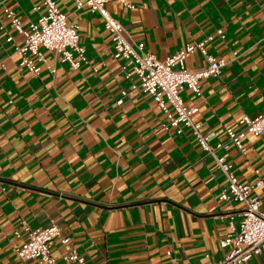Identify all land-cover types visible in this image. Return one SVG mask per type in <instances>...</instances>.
Returning <instances> with one entry per match:
<instances>
[{
  "label": "crops",
  "instance_id": "crops-1",
  "mask_svg": "<svg viewBox=\"0 0 264 264\" xmlns=\"http://www.w3.org/2000/svg\"><path fill=\"white\" fill-rule=\"evenodd\" d=\"M78 24L88 63L72 69L60 54L41 48L39 75L19 65L23 37L0 9V264L21 260L12 247L20 220L31 228L54 221L85 264H206L229 247L221 240L238 227L242 204L219 196L226 179L195 138L165 130L153 98L130 89L114 59L110 35L96 11L75 0H54ZM106 8L145 52L159 59L204 41L225 61L217 77L201 79L191 118L214 146L238 129L243 114H264V0H125ZM25 28L45 12L41 0H7ZM38 6V9H34ZM221 30V34L217 30ZM210 36V38H208ZM10 37V39H8ZM199 51L184 59L203 68ZM127 90L121 102V91ZM243 150L216 151L231 162L239 183H252L264 210V134L246 133ZM57 259L59 238L51 242ZM242 264H264V250Z\"/></svg>",
  "mask_w": 264,
  "mask_h": 264
},
{
  "label": "built area",
  "instance_id": "built-area-1",
  "mask_svg": "<svg viewBox=\"0 0 264 264\" xmlns=\"http://www.w3.org/2000/svg\"><path fill=\"white\" fill-rule=\"evenodd\" d=\"M7 0H0L5 17L10 21L15 31L22 35L23 41L16 45L14 52L19 55V65L24 66L33 75H39L41 63L45 57L41 48L60 54L61 60L67 62L72 69H78L88 63L83 46L79 44L78 24L67 21V15L54 0H41L45 12L25 28L15 12L5 5ZM113 0H75L76 8L86 7L96 11L102 18L103 26L110 35L112 56L122 60L120 69L126 79L131 80L130 89H136L150 95L165 115L161 127L168 130L173 127L176 133L188 130L201 149L210 155L215 167L226 179V188L219 198L225 202L242 204L241 219L238 227L230 225L232 233L221 240V246H228L225 256L218 261H208L206 264H242L264 250V210L260 209V200L251 194L254 186L260 185L258 178L252 183H239L232 170V164L224 155L216 153L219 149L233 146L243 150L242 138L246 133L261 137L264 134V114L254 116L243 114L238 120L239 128L225 129L226 137L214 146L209 144L208 136L199 129V124L191 118L197 111L196 105L187 106L183 103L181 91L188 89L195 95H200L201 79L217 77L225 65L223 59H218L206 53L203 43L187 44L163 59L154 53L143 50L144 43L134 41L119 19L113 17L106 8V3ZM132 7L125 0H116ZM35 6L34 9H38ZM217 32L221 34V30ZM210 38V36L208 37ZM10 39V37H8ZM199 51L206 60L203 68L188 70L184 67V59L193 52ZM127 90L121 91V102ZM264 188V187H263ZM25 231L26 236L20 245L12 247L14 255L21 260H35L37 264H85V258L72 246L70 238L60 234L59 226L50 221L47 225L31 228L24 220H20L14 230L16 236ZM59 238L63 253L59 259L51 253V242Z\"/></svg>",
  "mask_w": 264,
  "mask_h": 264
}]
</instances>
